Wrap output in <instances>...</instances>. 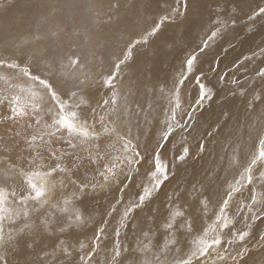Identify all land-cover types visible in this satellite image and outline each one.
<instances>
[{
    "label": "snow or ice",
    "instance_id": "snow-or-ice-1",
    "mask_svg": "<svg viewBox=\"0 0 264 264\" xmlns=\"http://www.w3.org/2000/svg\"><path fill=\"white\" fill-rule=\"evenodd\" d=\"M12 3L0 0V8ZM158 3L163 14L153 11ZM30 7L42 10V24L64 14L71 30L60 22L50 30L67 37L53 57H0V68L16 73V82L0 74V264H257L256 251L264 264V66H248L264 64V40L221 68L241 37L238 25L249 37L257 25L264 30V0H32ZM80 11L86 18L77 25ZM169 25L185 34L198 26L199 38L167 37ZM103 26L115 27L114 42L98 35ZM157 41L177 53L176 75L142 96L122 95L138 49ZM223 94L242 100L243 123L221 106L201 131L200 117ZM212 141L224 149L220 167L227 161L239 175L222 180L220 168L201 163L182 178ZM99 199L107 205L93 207Z\"/></svg>",
    "mask_w": 264,
    "mask_h": 264
},
{
    "label": "bare ground",
    "instance_id": "bare-ground-1",
    "mask_svg": "<svg viewBox=\"0 0 264 264\" xmlns=\"http://www.w3.org/2000/svg\"><path fill=\"white\" fill-rule=\"evenodd\" d=\"M248 2L250 3L251 0H248ZM241 7L244 8L245 11H247V3H242ZM61 14H59V12H58V15H61ZM53 18H55V17H53ZM53 18H52V20H53ZM61 18H63V16ZM206 19H207V17L205 16V20ZM173 28H174L173 25H169L168 27H166L165 33H164L165 36L174 38L176 30H177V27L174 28L175 30ZM189 28H190L189 34H185L184 27L183 26L180 27V29H179V34H180L179 40H181V41L184 40V39L192 40L193 38L198 40V36L200 34V31H201L200 28L198 26H189ZM243 30H244V32L242 34V38L240 40L238 39V41H236L237 42L236 43V47L232 51L229 52L227 58L221 64V68L223 70H225V71L229 70V68H227L226 65H229L230 61H232L234 59L243 60V57L251 55V53L249 51L250 49H254L257 44H260L261 40H264V30H260L259 29V25H257V28L255 29L256 34L254 36H250L249 37L247 29L243 28ZM98 35H99V33H98ZM110 36H112V34ZM244 37H249V38L244 39ZM33 40L36 42V40L34 38H33ZM33 40L31 39L30 42L33 41ZM156 43H158V45H160L159 41H157ZM164 46L165 45H160L158 47V49H157V52H155L157 56L154 58V60L156 61L154 67H151V66H149V64H147L148 60L152 59L151 55H150L151 57H149L147 52H143V50H141V51L136 53L137 64H136L135 77H132V83H130V86L125 85L126 79L124 80V83L121 84L120 91H121L122 95L127 94L129 91H132V92L134 91L135 93H138L139 95L142 96L143 92H144L143 89H136V88H135L136 90H131L130 89L132 84L139 85L142 82H144L142 80V77H147V79L145 81L150 80V85H149V89H150L153 86H156V87L162 86L161 82H163L166 78L171 80V78L174 77V74L176 75L177 70L179 68V60H177L175 58L177 53L174 52L173 50H169L168 48H164ZM152 47H154V45L149 46L150 49L147 48L148 51L151 50ZM21 53H22L21 49L20 50H17V49H15V50L11 49L10 50L9 49V51L5 52V54H7V55L15 54L17 56H20ZM0 54H1V51H0ZM221 55H223L222 52H221ZM258 61H259V59L255 60V61H250L248 66L252 67V65H254ZM144 67L147 68V70L145 71L146 73L143 71ZM204 67H205V69H207V65H204ZM133 88H134V86H133ZM106 91H107L106 89L101 88L97 98L99 99L100 97H103ZM223 96H226V94L221 95L220 99L218 98V100L220 102L223 100ZM229 98L230 97H228L227 100L224 99V100H226L225 104H223V102H224V100H223L220 105H216L215 103H219V102L216 101L212 105V107H210L209 110L207 112H205L204 116L200 117V129H201V131L203 130V128L207 127V123L208 122H210L211 120H214L216 118V115L219 114L220 111H221V106H225L226 108H230L231 109V111L233 112V123H235L236 116H239L241 123H243L244 115H245L244 110H243V102L242 101H237V100L232 101L231 98L230 99ZM162 102L166 103V101H162ZM120 106L121 107L123 106L122 101H121ZM228 130L230 131L231 128L229 127ZM194 135L197 136V138H198L199 137V132L194 133ZM244 140H245L244 153H246L249 150V148H250L251 141L248 139L247 136H245ZM220 143L224 144V141L221 139ZM191 144L193 146V152L195 153V151H196V149H195L196 140H192ZM223 152H224V149L221 148L219 145H217L215 141H212L211 143L208 144V153L205 155L204 161L196 160L193 165H191L190 167H188V166L186 167L187 171H182L181 174H185V178H190L195 171H198L200 169L201 163H204L205 167L214 166L216 168H220V177H221L222 180H224L225 178L227 180H231L234 176H238L239 175V169L228 168L227 161L224 162V166L223 167H220V163H221L220 162V156L223 155ZM244 153H239L238 154V159L241 161V163L244 162ZM211 158H215L216 159L214 164H213V161L211 162V160H210ZM191 163H193V162L190 161V164ZM226 169H227V171H226ZM162 198H163V193H161L160 199H162ZM106 202H107V200H105V199H99L97 201L92 202L91 205L93 207H96V204L105 205ZM236 204H237V201H234L233 205H232L233 210H235ZM257 256H258V258L261 257L260 254L257 255ZM257 256H255V258H254L255 260H256ZM258 261H259V259H258Z\"/></svg>",
    "mask_w": 264,
    "mask_h": 264
},
{
    "label": "rangeland",
    "instance_id": "rangeland-1",
    "mask_svg": "<svg viewBox=\"0 0 264 264\" xmlns=\"http://www.w3.org/2000/svg\"><path fill=\"white\" fill-rule=\"evenodd\" d=\"M31 2H32V0H13L12 6L10 8H8V9L0 8V51H1L0 57L10 56V55L5 54V52L9 51V49L10 50L11 49L15 50V48L13 47V43H17L21 39H28L29 42H30V40L31 39L33 40V37L36 34H39L42 38L39 39V40L35 39L37 43L34 40H33L34 42L31 41L30 42L31 44L28 43L26 46H24L21 49L22 50V54L25 57H31V59L34 62H36V61H40L45 56L53 57L54 55H58L59 54L58 53V48L61 45V41L62 40H66L67 37H64L62 35L59 39L54 38V37H52L50 35V30H54L55 24L57 22L61 21L60 22L61 25L62 26H66L67 30L70 31L71 30V21L68 18H66V16L64 14L59 13L61 15H58V13H56L53 16L55 18L51 17L47 24H42L40 22V16L42 15V10L34 8V7H30V3ZM104 2L107 3V0H104ZM169 2L170 3H174V0H169ZM152 8H153V11L158 12L160 14H163V12H164V7L162 6V4H159V3L158 4H153ZM75 15H77L76 16L77 25L83 24L84 23L83 21H85L84 18H86V13H84L83 11H80V12H77ZM62 16H63V18H61ZM52 18H53V20H52ZM173 27L174 28L177 27V30H176L174 38L179 40V36H180L179 29H180L181 25H173ZM241 28L242 27L239 26L236 29V30H238V32L241 33V37L238 38L239 40L242 38V34L244 32L243 28L242 29ZM98 33H99V35L102 34L103 36H106V37H109L112 34V36L109 37V42L110 43L114 42L116 37L118 36L117 32L115 31V27L114 26L113 27L103 26L102 30L100 32H98ZM198 38H199V36H198ZM238 39H236L234 41L235 45H236V43H237L236 41H238ZM157 45H158V43H156L154 45V47H152V49L149 50V51L147 49L149 47H147V48H139V50L137 51V52H139V51L143 50V52H147L149 57L152 56V59L148 60V62H147V64H149V66H151V67H154V65L156 63L154 58L157 56L156 53H155V52H157V49H158ZM65 47H66V45H65ZM164 48H168V47L165 45ZM168 49L171 50L170 48H168ZM259 62H260V60L258 62H256L254 65H252V67H255L257 64H260V66H264V64H261ZM106 66H107V64L105 63V67ZM145 67L143 68L144 72L147 70V68H145ZM94 70L98 71L99 70V65H97ZM85 71H87V69H85ZM0 74H5V75H7L9 77H12V78H14V82H16V79H15L16 78V73L13 70L0 68ZM129 75L130 76L125 78L126 81H127V82L125 81V85H128V86H130V83H132V74L129 73ZM253 75H254V73H253ZM174 76H175V74H174ZM146 79H147V77H142V80L144 82H142L139 85L132 84L130 89L131 90H136V89L145 90V89H149L150 80L145 81ZM2 86H3V84H2V82H0V87H2ZM133 86H134V88H133ZM220 98L221 97H219V99ZM224 99H226V96H223V100ZM236 100L237 101H242L239 98L236 99ZM222 101L220 102L219 100H217V102H219V103H215V104L216 105H220L222 103ZM225 102H226V100H224L223 104H225ZM0 131H2V129H0ZM210 160L212 162V161H214L216 159L215 158H211ZM193 164L194 163L190 164V162H189V164L187 166L190 167ZM212 167L216 168L214 166H212ZM182 171H184V170L182 169L181 172ZM180 176L182 178H185V174H181L180 173ZM90 203H92V202H90ZM106 205H107V202L105 203V206ZM261 227H264V225H262ZM131 237H132V234L129 233V240H131ZM256 254L259 255L260 253L258 251H256L254 253V258H255V256H257ZM258 259L260 261L261 257L260 258H258V256L256 257L257 264L259 263Z\"/></svg>",
    "mask_w": 264,
    "mask_h": 264
}]
</instances>
